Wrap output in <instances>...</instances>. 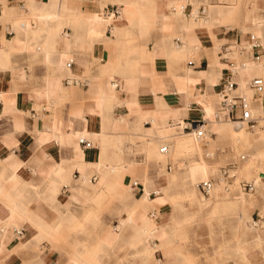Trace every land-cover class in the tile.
<instances>
[{"label":"crops","instance_id":"crops-1","mask_svg":"<svg viewBox=\"0 0 264 264\" xmlns=\"http://www.w3.org/2000/svg\"><path fill=\"white\" fill-rule=\"evenodd\" d=\"M20 1L28 0H6L17 7ZM37 1L40 6L55 3L34 14L26 8L28 18L21 19L30 24L27 32L34 34H20L17 40L15 23L20 18L7 5V21L13 27L5 25L13 33L8 34L0 23V264H158L164 260L163 249H156L149 258L144 254L137 217L135 226L125 227L118 238L106 236L113 243L96 248L105 237L103 230L126 218L129 201L105 196L95 205L98 191L81 185L78 166L93 186L100 174L92 166L101 161L105 162L101 170H110L108 161L116 155L124 168L131 166L123 175L125 185L131 177L139 181L161 173L162 167L154 160L147 162L138 146L141 131L152 130L158 136L159 129L179 132L189 122L204 120L202 104L197 102L202 92L205 96L220 93L223 99L232 100L226 81L230 77L237 86V75L229 52L231 48L242 52L239 47L248 39L244 32L240 41L238 35L229 39L233 29L220 36L216 28L239 17L212 21L201 5L202 24L190 26L188 10L175 14L165 9L160 17L159 1L166 0H137L134 4L127 0L101 4H97L101 0H65V10L62 0ZM211 1L222 7L236 5V0L229 4ZM2 12L0 3V17ZM121 12L124 19H119ZM36 15L53 19L46 20L41 29L33 20ZM64 16L69 18L60 30V42L43 49L40 41L52 40L54 27ZM223 39L234 44L224 48L228 50L225 54L222 49L227 42L219 44ZM239 51V62H248L241 60ZM215 52L224 69L220 79L213 78L219 81L211 84L208 74ZM190 71L201 73L200 78L190 76ZM71 75L88 79V87L65 85V78ZM253 91L258 102L264 93ZM234 113L238 117L240 110ZM104 139H110L105 151L101 148ZM212 139L210 147L229 142L215 134ZM202 150V159L216 167L205 159L203 144ZM168 165L172 171L170 162L165 170ZM160 181L163 183L162 178ZM138 183L130 190L133 197L142 193ZM155 212L148 209V217ZM170 219L159 222L168 231L165 264H190L191 258L202 264V217ZM251 221L255 220L250 214L246 225ZM218 223L221 232L228 224L221 217ZM19 230L21 234H17ZM247 257L251 264L258 263L254 250Z\"/></svg>","mask_w":264,"mask_h":264},{"label":"bare ground","instance_id":"bare-ground-1","mask_svg":"<svg viewBox=\"0 0 264 264\" xmlns=\"http://www.w3.org/2000/svg\"><path fill=\"white\" fill-rule=\"evenodd\" d=\"M107 1L120 2V0H101L98 1L97 4ZM127 1L131 4L137 2V0ZM250 2L251 7L248 6ZM47 3L49 7H54V1ZM213 4L214 3L211 4L210 0H166L162 4L159 1L160 17H163L165 9L175 14H184L185 10H188L191 16H189L186 22H188L190 26L202 24V16L199 15V7L201 5L206 14L211 16L212 21L217 20L220 22L225 18H232L234 16L239 17L242 21V32H244V36L248 39V43L241 44L239 48L250 52L251 48L260 47L261 55L257 60H249L246 63H240L237 53L238 50H235V48L230 49L229 56L235 59V65L232 71L237 75V86L235 88H229L228 90H230L229 93L231 96L236 95L242 97L248 103V108L254 115V113L259 110V104L253 89L250 87V82L253 78H260L264 82V16H260L258 12V10L264 12V0H236V5L231 4L229 7ZM47 5L42 4L40 6L37 0L27 1L28 9L32 14L37 12V10L41 11L45 9ZM61 8L65 10V0H62ZM4 15L7 19L10 17V13L6 10L4 11ZM109 16L112 17V15ZM67 18L69 17L64 16L59 18V22L56 24L51 34L52 40L47 41L46 39L40 41V45L43 49L52 43L56 44L60 42V30ZM26 19L23 20L20 18L16 20L15 30L17 33V40L20 34H24V36L34 34L33 32H27L30 30V24ZM34 19L38 25H40L41 29H45L44 23H46V20H51L53 18L46 15H36L33 20ZM119 19H124L123 12H121ZM21 23L23 27L20 26ZM97 35H102V33H97ZM29 44L32 46L33 41H29ZM176 49L177 48H175V50ZM219 56L220 55L216 53L215 62L210 64L211 70L208 76L211 84L219 81L213 78L218 76L220 79L222 70L224 69V65L219 62ZM189 73L192 77L197 76L200 78L201 76V73L198 72L190 71ZM205 94L202 92V96L200 95L197 98V102L202 104V109L204 110L203 118L205 120V128L208 130V135H205L206 139L213 141L211 135L215 134L218 139L229 140L228 144L231 146L233 145L237 151H244L246 149L252 150L250 157L243 161L244 163L239 170L241 176L254 184V193H245L239 187L238 183L232 186L230 190L217 183L211 186L208 197H205V194L198 190L197 185L208 182L215 167L209 165L202 159V153L204 151L202 150L201 141L197 139L194 134L186 133L182 130L176 132L172 129L169 130V128L159 129L158 136H155L152 130H142L138 146L140 150L145 152L147 162L152 160H163L167 158V156H170L173 160L178 157H183L187 162L175 165L172 171L165 170V173L161 172L156 176H145L143 179L139 180L143 186L142 193L139 197H133V195L129 193L131 190L129 185H125L122 182L124 173L131 166L128 165L124 168L119 156L116 155L115 159L108 161L107 169L110 170H101L104 167L102 165L105 164V162L103 164L101 161L92 166L96 170L95 172L100 174L94 186L90 184L89 178L83 175L81 167L78 166L81 175L79 180L81 185L89 186L98 191L94 194L93 201L95 205H98L105 196L117 197L122 200L125 198L129 201L126 207V218H119L117 225L105 228L103 230L105 237L98 242L96 248L102 249L104 246L113 243V241L108 240L106 236H111L114 239L118 238L125 227L135 226V217H137V221L141 223L139 226H136L138 228L137 234L142 237L144 254L149 258L156 249H163L164 260L162 262L158 261L157 263L165 264L167 256L165 248L168 243V231L159 223L160 220L166 217L171 219L176 217L193 219L202 217V222L208 229L209 234L215 235L217 229L220 235V239L217 243L216 258H213L214 261L212 264H224L227 261H232L233 264H251L250 259L247 257V253L251 250L255 251V258L259 259L258 264H264V119L259 121V124L253 131H247L248 129L246 126L238 125V123L227 119V109L222 110L220 106V102L223 100L222 94L218 93L212 95L213 97L205 96ZM229 101H231V98ZM158 124L160 125L161 123ZM109 140L110 139H104L101 144V148L104 151L109 144ZM163 144L169 145L167 154L160 152V148ZM138 146L136 148H138ZM78 152L80 153V150ZM161 178L163 179V183H160ZM15 183L16 182H14V184ZM183 202L186 203L185 206ZM149 207L156 209L154 217L152 218L147 215ZM256 208L260 210L261 219L259 221H251L249 225H246V220L250 219L251 212ZM12 212L14 214L13 210ZM220 217L222 218V222H228V224H224V230L222 232L220 231V225L218 223ZM228 218L232 219L230 220ZM102 227L103 226L99 227L100 230H102ZM60 233L59 230V234ZM153 240H158V242L152 244L150 241ZM219 250L220 252H218Z\"/></svg>","mask_w":264,"mask_h":264},{"label":"built area","instance_id":"built-area-1","mask_svg":"<svg viewBox=\"0 0 264 264\" xmlns=\"http://www.w3.org/2000/svg\"><path fill=\"white\" fill-rule=\"evenodd\" d=\"M18 7L21 10H25L24 7V2L20 1L18 2ZM115 14L119 15V11L115 10ZM21 27L23 26L22 24L20 25ZM5 31L8 34H12L13 30L11 26L7 25L5 27ZM261 55V48L260 47H253L250 50V53L247 55V61L249 60H257L259 56ZM227 60L228 63L229 59L224 58ZM230 77L226 81V86L232 88L235 87L236 85L233 82H230ZM65 85L67 86H74V87H80V88H87L89 85V80L86 78L78 77V76H68L64 80ZM250 87L257 91L258 93H264V83L262 79L260 78H254L250 82ZM259 111L256 114H252L249 110L248 103L240 96H233L231 101H228L226 99L221 100V108L222 110L227 109V117L234 120L238 125L241 126H246L247 128H254L258 122L261 119H264V95L259 99ZM239 109L240 114L238 117L235 116L234 110ZM205 120L201 121H194V122H189L186 125L183 126L182 131L186 133H192L195 135L197 139L201 141L203 144V147L207 150L210 146V141L206 139V134L208 135V130L205 128ZM210 136V134H209ZM81 143H84V140L81 138L80 139ZM169 150V145L168 144H163L162 147L160 148L161 153H167ZM205 150V151H206ZM206 157L211 158L214 156V153L206 151L205 152ZM245 156L240 155L238 158V161H244ZM237 162L231 161L228 164L222 166L219 168L217 175L213 178L210 179L206 183H200L197 185L198 190L207 195L211 186L213 184H216V182H219L220 184L223 185L224 188L225 185L230 183L231 180H233L235 176V168H236ZM168 171L171 170V167L168 165L167 168ZM225 184V185H224ZM239 187L246 193H252L254 191V184L250 181L246 180H239L238 181ZM139 186V183L137 181H133L129 183V187L131 190H135ZM17 234H21V231H17Z\"/></svg>","mask_w":264,"mask_h":264},{"label":"rangeland","instance_id":"rangeland-1","mask_svg":"<svg viewBox=\"0 0 264 264\" xmlns=\"http://www.w3.org/2000/svg\"><path fill=\"white\" fill-rule=\"evenodd\" d=\"M220 1H225V3L229 4V2H234L235 0H220ZM211 2H213V1H211ZM0 3H2V5H3V12H2V15H1V18H0V23L2 24V26H4L5 24H9V25H11L13 27L12 21H7V18L4 15V10L6 8V5L13 8V10H14L16 16H18V18H26L28 16L27 13H26V8L28 7L26 1L24 2L25 10L19 9V7H17L15 4H8L6 2V0H0ZM248 6L251 7V2H250V4ZM239 20L237 18L236 19L233 18V20L231 22H228L226 24L220 25L218 28H216L217 32H219L220 36H222L223 33L226 32L227 30L233 29V30H231L229 32V37H230L229 39H234L235 35H238V39L240 41V38L242 36V26H241V24H239V22H240ZM226 42H227V45H224V47L222 49V51H223L222 53H224V54L227 53V51H228V50L227 51L224 50L225 47H227V49H228L231 45H234V44H232V42L226 41L224 39L220 40L219 44L220 43H226ZM243 51L244 50H242V53H241V60L242 61L243 60L247 61V55L250 52H243ZM188 59H190V58H188ZM258 111H256L254 114L258 113ZM232 121H234V120H232ZM258 124H259V122H258ZM254 128H247L248 129L247 131H250V130L253 131ZM210 142H212V141H210ZM203 149L206 150L204 147H203ZM206 151L214 153L213 157H211V158L206 157L205 158L207 161H210V162H213V163L216 164V167L214 168V171L212 173L213 177L217 175L218 170H219L220 167L228 164L231 161L237 162V165H236V168H235V171H234L235 172V176H234L233 180H231L230 183H228L227 185L224 184L226 189L230 190L232 188V186H234V185H236L238 183L239 180H243V179L246 180L243 176L240 175V170H239L241 165L244 162L243 161H238V158H239L240 155H244L245 156L244 161L246 159H248L250 157L251 153H252L251 149H246L244 151H239V150L237 151L233 145L231 146L230 144L225 143V145H223V146H217V145L212 146V147L209 146V148ZM154 161L156 163H158L162 167V169L159 172L162 171V172L165 173V165L167 163L170 162L172 164V169H173L175 167V165L182 164V163H184L185 160H184L183 157H178V158H175L173 160V159H171L170 156H167V158H165L163 160H154ZM212 176L210 177V179H212ZM129 181L130 182H133V181L140 182L135 177H131L129 179ZM129 181H127L126 183H128ZM217 183L220 184L219 182H216V184ZM129 193L131 194L130 191H129ZM204 196L208 197V194L204 195ZM150 208L151 207H149L148 209H150ZM151 209H154V208H151ZM154 210H156V209H154ZM251 215H252V217L254 218L255 221H259L261 219L260 210L258 208L254 209L252 211ZM111 226H114V225H111ZM99 230H100V228H99ZM218 233H219V231L216 229V234L215 235L214 234L210 235L209 232H208V229L205 226V224L202 223V243H199V245L202 244V253H201L202 254V264H212V262L216 258L217 243H218V241L220 239V235ZM195 263H198V259L191 258L190 264H195ZM224 264H233V262L232 261H227ZM252 264H258V263L257 262H253Z\"/></svg>","mask_w":264,"mask_h":264}]
</instances>
